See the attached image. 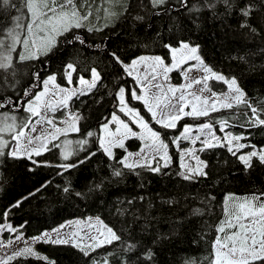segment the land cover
I'll use <instances>...</instances> for the list:
<instances>
[{
  "label": "snow or ice",
  "instance_id": "obj_1",
  "mask_svg": "<svg viewBox=\"0 0 264 264\" xmlns=\"http://www.w3.org/2000/svg\"><path fill=\"white\" fill-rule=\"evenodd\" d=\"M149 3L153 8H157L167 3V0H149ZM222 3L230 11L238 10L239 15L243 17L240 23L241 28L250 29L252 33H257V28L253 27L250 21L253 12H259L264 8V0H259L261 7H257L252 0H222ZM203 4L209 9L215 8V3H209L208 0H203ZM180 5L188 9L189 12H199L201 10L200 6L196 4L189 6L188 0H180ZM0 7H3L5 11L8 9L18 10L15 0H0ZM22 7L27 13L26 23H22L21 16L17 15L11 18L13 27H8L7 30L5 27H0V69L12 67L13 53L17 52V47L20 45L24 47L27 54L17 53L16 59L18 61L39 58L37 55L28 52L29 48L35 49V52L40 55L47 56L54 48L60 46L57 37L64 36L65 33H69L71 38L65 37L63 43L73 45L78 42L82 46L86 45V41L81 36L72 33V29H80L84 26V22L92 15L91 4L86 5L87 10L83 14H81L80 9L77 8L73 0H23ZM172 10L175 9H168V11ZM155 14L159 15L160 13L157 12ZM257 19L261 26L264 27V18ZM135 20H143V17L136 16ZM21 28L25 29L23 37L18 32V29ZM34 30L35 34L41 37L38 48L36 47L38 42L35 39L30 40L28 38V34L34 33ZM88 31H93V29L89 28ZM94 47L99 49L101 46L95 45ZM165 47L169 48L173 54V61L170 65H166L164 58L160 56H140L133 59L130 64H126L116 52L109 53L112 62L122 67L129 76L132 75V71L137 65L147 60L153 62L152 75H146L143 81L139 77L136 78L137 83L140 84L139 94L136 88H132L130 98L144 105L146 112L150 114L151 121L158 125L160 129H176L178 123L184 118H191L195 121L201 117H208L211 112L233 108L239 109L240 115L246 118L245 122L239 125L241 128L264 126V118H262L264 117V101L257 100L254 104L238 86L235 77L229 80L223 74L217 73L211 67L204 65L201 57L197 55L198 46H190V42L181 40L178 47H173L172 45H165ZM177 52L181 53L179 60L175 59ZM190 60H194L203 66L205 75L202 78L178 87L164 84L169 79L168 73L181 68L182 65L187 64ZM194 67L195 65H189L186 70L182 71L186 75ZM157 69H159V72ZM101 71H98L97 67H91L86 70L78 67L76 61H70L63 66L61 74L68 85L73 84V76L75 74L78 84L82 87L78 89L60 87L55 83L57 74H50L46 79L40 81L39 73H37L35 79L43 84V90L37 92L34 97H30V93L25 91L24 96L29 97L27 107L23 106L20 98H17L16 101L10 98L0 100V109L11 108L13 112L23 109L28 114L18 119L16 115L0 113V166L3 165L4 159L7 157L13 160L27 159L36 167H57L67 171L69 168L78 167L95 156L96 152L90 151L86 147L89 144V138L94 137V133L91 131L87 132L82 139L74 142L67 139L59 142L61 136L66 137L69 131L80 132L78 122L83 117L78 113H69V116L76 123L70 124L67 128H60L56 126L52 118H48L47 113L49 111L54 113L57 111V107L67 109L69 101L74 97L79 98V96L91 93L97 87L98 82L100 84L103 83ZM85 75L90 78L85 79ZM209 80L227 84L229 93L218 94L212 91L208 83ZM200 84L203 85L199 89L200 94L189 91L193 88V85ZM204 92H208L210 95H202ZM52 95L60 97L58 104L53 105L45 101L41 106L42 97H50ZM115 96L118 98V110L127 117V120L121 119L116 114V111H113L110 118H105L101 123L100 132L102 134L97 136L96 140L99 144L98 151H102L109 160L115 159L113 148L118 147L125 150L126 155L117 161L121 168H127L132 171L137 168H145L153 173H162V170L166 169L171 161V157L168 154L169 142L180 150L182 171L178 175L184 180L207 176V172L204 169L208 165L200 160L196 153L205 152L208 149L226 148L246 169L253 167V158L264 165V147L258 149L256 145L251 144L249 136L243 134L234 135L230 131H225L226 128L232 127L227 119L219 121V131L223 134L222 137L216 135V129L212 122H205L195 126L185 124L179 135L165 137L162 131H158L151 126L140 110L130 106L128 99H126L124 87H119V91ZM218 104L219 107L217 106ZM41 107L44 114L38 111V108ZM186 108L189 110L186 111ZM111 124L117 125L115 131H111ZM132 124L136 125L140 131H134L130 126ZM36 125H48L53 130L37 133ZM33 133H36V135H33ZM131 138L142 141L139 151L135 153L127 152L125 148V141ZM181 141H188L191 147L181 149ZM241 141L248 142L242 143ZM198 142L201 146L197 149L195 146ZM72 144H75L74 151H67V148ZM53 149L63 150L62 159L64 161H68L70 156L79 152H86L87 154L76 163L51 164L48 161H37L34 159V157H41L44 153ZM246 149L250 150L242 152V150ZM238 153L241 154L238 155ZM185 158L195 160V167L187 163ZM29 170L33 169L30 168ZM112 174L121 176L123 172L118 168ZM0 176H3V173H0ZM46 186V184L42 185L35 192L29 193L28 196L22 197L6 207L0 212V220L6 221L13 209L19 208L24 201ZM94 187L100 189L102 184H96ZM2 190L3 188H0V191ZM69 190L67 187L64 188L65 192ZM76 194L78 196L82 195V193ZM229 199L235 200L236 198L229 197ZM225 212L228 215V219L217 229L218 233H223L224 235L222 237L218 235L214 242V254L211 264H264V193L253 195L250 198L245 197L238 204H233L231 209L226 208ZM96 222L103 226L104 231L98 232L96 236H89L90 243L87 245L82 244L83 238H81V242L73 239L76 235L75 233L71 234V236H62L58 229L52 230L55 235L44 232L29 241L23 234L24 225L13 227L9 223H0V246L8 247L13 243L22 241L25 243L23 248L8 256L7 260L0 261V264H9L10 261L20 257L27 259L29 256H36L37 254L29 244L41 242L72 244L85 256H89L90 252H95L97 248L112 245L114 241H120L121 237L111 227L103 224L99 217L96 218ZM94 227L95 224L89 218L88 228L93 229ZM233 229L234 231H232ZM105 232L107 235H105ZM4 233L9 234L6 243L4 241ZM92 242H96L95 246H93ZM137 248V243L128 242L123 249L128 255L122 257L121 264H139L141 259L146 262L152 261L154 252L151 248H146L133 261L130 254L135 252ZM43 259L46 260L47 258L43 257ZM104 264H108L107 257L104 258Z\"/></svg>",
  "mask_w": 264,
  "mask_h": 264
},
{
  "label": "rangeland",
  "instance_id": "obj_2",
  "mask_svg": "<svg viewBox=\"0 0 264 264\" xmlns=\"http://www.w3.org/2000/svg\"><path fill=\"white\" fill-rule=\"evenodd\" d=\"M73 2L76 4L77 8L80 9L81 14L87 10V4L92 5V15L84 22V26L80 29H72V33L81 36V38L86 41V45L82 46L78 42L73 45L63 43L65 37L71 38L69 33H65L64 36L57 37L60 46L54 48L47 56L40 55L35 52V49L29 48L28 52L37 55L39 58L24 61H18L16 59L17 53L27 54L22 45L18 46L17 52L13 53L12 67L0 69V100L10 98L16 101L17 98H20L23 106L27 107L29 97L24 96L25 91L30 93V97H34L37 92L43 90V84L35 79L37 73H39L40 81L46 79L50 74H57L55 83L60 87H71L75 89L82 87L78 84L75 74L73 76L72 85H68L61 74L62 68L66 63L76 61L78 67L86 70L91 67H97L98 71L102 69L101 77L103 83L100 84L98 82L97 87L87 95L79 96V98L74 97L69 101L67 109L57 107V111L54 113L49 111L47 116L54 120L57 127L67 128L70 124L76 123V121L69 116V113H78L83 117L80 121L84 120L91 111V108L99 102H105L106 104L114 103L116 114L119 115L121 119L127 120V117L119 112L118 98L115 96L119 91V87H124L126 90V99H128L130 106L140 110L141 114L144 115L151 126L158 131H162L165 137H175L179 135L185 124H192L195 126L205 122H212L216 129V135L222 137L223 134L219 131V121L227 119L232 127L226 128L225 131H230L234 135L243 134L249 136L251 144L256 145L258 149L264 147V126L262 128H251L253 129L252 134L242 133L239 125L244 123L245 120L244 117L240 115V110L236 108L211 112L208 117H201L195 121L191 118H184L178 123L176 129H171L173 130L172 132L158 129L151 121L150 114L146 112L144 105L130 98V91L132 88H136L139 94L140 84L137 83L136 78L139 77L140 80L143 81L146 75H152L153 62L147 60L137 65V67L133 69L132 75L129 76L122 67L112 62V58L109 55L111 52H116L126 64H130L133 59L140 56H160L164 58V63L166 65H170L173 61V54L165 45L178 47L181 40L190 42V46H198L197 55L201 57L204 65L211 67L212 70L217 73L223 74L229 80L235 77L238 86L246 93V96L254 95L256 97L253 101L255 104L257 100H261L264 96V27L261 26L257 19L264 18V8L259 12L252 13L250 23L253 27L257 28V33H252L250 29L240 27L243 17H241L239 13L237 16L231 14L230 12L233 10H228L222 3V0H208L209 3H215L214 9L205 7L203 0H188L189 6L193 4L200 6L201 10L199 12H189L188 9L181 7L180 0H167V3L157 8H153L149 0H139L138 6H134L135 0H73ZM252 2L255 3L257 7H261L259 0H252ZM15 3L18 6V10L8 9L5 11L3 7H0V27H5L6 30L8 27L14 26L11 22V18L14 16L19 15L22 18V23L27 22V13L22 7L23 0H15ZM222 7L226 8L225 13L230 15V19H224V21L219 24L218 22L220 20H217V18L211 19L209 17L220 15V8ZM168 9L175 10L168 11ZM205 10H209L208 15L203 13ZM157 12L160 14L156 15L155 13ZM173 14L174 16H172ZM136 16H142L143 20H135ZM164 16H166L164 18L165 20H159ZM195 17H197V19L193 21ZM171 18L175 20L182 18V21L170 24L172 21ZM131 20L142 22L140 28L133 30L130 26ZM209 20L214 22L208 27L205 21L209 22ZM145 23H150L151 27L149 29L153 32L145 30L147 28L145 27ZM142 26L144 28H142ZM89 28H92L93 31H88ZM18 32L23 37L25 29H18ZM210 32H215L216 36L212 34L206 35ZM245 32L247 33L246 35H244ZM158 35H160V37H158ZM28 38L30 40L35 39L38 42L36 45L37 48L40 46L39 41L41 37L35 34V30L34 33L28 34ZM135 38H138V40ZM133 40H135L137 44L133 45ZM95 45H100L101 47L97 49L94 47ZM180 55L181 53L177 52L175 59L179 60ZM189 65H195V67L185 75L182 70H186ZM157 71L159 72V69H157ZM204 75L203 66L194 60H190L187 64L182 65L181 68L168 73L169 79L165 81L164 84H171L172 86L178 87L182 84L191 83L192 81L200 79ZM89 78L88 75H85V79ZM208 83L212 91L218 94L229 93V86L223 82L209 80ZM201 87H203L202 84L193 85V88L189 91L200 94L199 89ZM177 95H179V93H177ZM202 95L209 96L210 93L204 92ZM59 99L60 97L55 95L42 97L41 106L45 101L57 105ZM217 106L219 107V104ZM185 110L187 111L189 109L186 108ZM38 111L44 114L42 107L38 108ZM0 113L16 115L18 119L28 115L23 109L18 112H13L11 108L0 109ZM112 113L113 111L111 114ZM111 114L106 118H110ZM130 126L134 131H140L134 124ZM116 127L117 125L111 124V131H115ZM36 128L37 133L45 130H53L48 125H36ZM101 134L100 128H98L94 137L89 138V144L86 147L90 151L97 153L99 144L96 137ZM33 135H36V133H33ZM241 142L246 143L248 141ZM141 144L142 141L139 139L131 138L125 141V148L127 152L135 153L139 151ZM200 146L198 142L195 147L198 149ZM188 147H191L188 141H181V149ZM223 149L224 157L229 159L227 169H229L230 172H234V174L228 175L229 179H231V187L230 189L224 190L222 193L221 203L219 205L222 209L218 212L213 222L215 232L213 237L209 238L208 242V253H210L212 257L214 254V242L218 235L221 237L224 235L223 233H218L217 229L228 219L225 209H231L233 204H238L245 197L250 198L253 195H259L255 193L254 190L251 191L252 188H248L243 175L236 173L246 169L245 166L236 157L232 156L226 148ZM248 150L250 149L242 150V152ZM62 151V149H53L50 152L44 153L41 157H34V159L37 161H48L51 164L76 163L87 154L86 152H79L78 154L70 156L68 161H64L62 159ZM67 151H70V147L67 148ZM112 151L117 161L126 155L125 150L118 147L113 148ZM202 153L203 152H197L196 154L199 156L200 160L203 161L204 158ZM168 154L171 157L170 162L181 169L182 161L180 158V150L175 148L170 142ZM239 154L241 153H238V155ZM96 156L97 154L91 159ZM103 156L106 155L103 153ZM91 159L85 161L84 165L88 164ZM185 160L195 167V160H188L187 158H185ZM255 163L259 162L253 158V165ZM79 166L69 168L67 171L57 167H53L55 168L53 170L52 167H36L27 159L13 160L5 157L3 165L0 166V173H3V177L7 176V178H11L16 168H22L28 171H30V168H46L51 173L38 175L31 179L29 183L38 187L57 178L70 186L86 188L87 191H91V185L95 184L92 175L84 177L83 174L77 173L76 170L72 173L69 172L72 169L79 168ZM204 171L207 172L206 169H204ZM258 173L256 169L253 170L251 177H255ZM122 175L127 176V173L123 172ZM104 180H107L105 176ZM85 185L87 187H85ZM115 190L118 194L126 193L123 192L125 191L124 188L119 185L118 187L115 186ZM229 197H235L236 199L231 200ZM153 203L160 211L166 213L168 218L173 216L174 211L172 210V205L168 201L155 198ZM97 217L103 221V224L111 227L120 237L127 238L131 241L133 240L134 243L143 246L145 249L151 248L154 252V258L151 262H148V264H189L192 261L196 243L199 241V233L201 232L198 230V224L195 218L189 216H185L177 227H175L171 218L170 222L164 225L161 224L160 226L156 225L153 228L145 225H130L121 221L118 210L115 206H112L108 209L84 211L71 219L64 220L52 227H48L44 231L34 234H27L23 230V234L30 241L33 237L39 236L44 232L52 233L53 229H58L62 236H71V234L75 233L76 235L73 239L77 242H81V238H83L82 244L87 245L90 243L89 236H96L98 232L104 231L103 226L96 222ZM89 218H91L92 222L95 224L93 229L88 228ZM12 226L17 227L18 225ZM226 231L228 230L226 229ZM232 231H234V229ZM52 234L55 235L54 233ZM3 235L6 243L9 234L4 233ZM105 235H107L106 232ZM96 242H92L93 246H95ZM48 244L49 243L41 242L29 244V246L33 248L35 253L46 255V247ZM198 244L200 243L198 242ZM177 245L180 247H177ZM24 246L25 243L23 241L13 243L8 247L0 246V261L7 259L8 256L13 255ZM63 246L64 249L68 251H80L78 248L72 246V244H63ZM169 246L177 248H173V250L165 256L161 253V248L167 249ZM165 260L167 262H165ZM139 262L143 263L146 261L141 259Z\"/></svg>",
  "mask_w": 264,
  "mask_h": 264
},
{
  "label": "trees",
  "instance_id": "obj_3",
  "mask_svg": "<svg viewBox=\"0 0 264 264\" xmlns=\"http://www.w3.org/2000/svg\"><path fill=\"white\" fill-rule=\"evenodd\" d=\"M138 5L139 0H135L134 6ZM222 8H220V15L207 17L211 19L217 18V20H220L219 24L224 19H230V15L225 13L226 8ZM237 11L233 10L230 13L237 16ZM203 13L208 15L209 10H205ZM165 17L159 20L163 21ZM196 19L197 17L193 21ZM171 20L170 24L182 21V18L177 20L171 18ZM205 22L209 27L214 21ZM141 23L131 20L130 26L133 30H137L140 28ZM145 27H147L146 31L150 30V32H153L149 29L151 27L150 23H145ZM142 28L144 27L142 26ZM210 34L216 36L215 32H210L206 35ZM246 34L245 32L244 35ZM135 39L138 40V38ZM132 44H137V42L133 40ZM247 97L252 102L256 99L254 95H247ZM260 101H264V96ZM115 110L114 103L99 102L95 104L86 118L78 122L80 132L69 131L66 137L61 136L59 142H63L65 139L74 142L82 139L89 131L95 135L104 119ZM156 126L160 129L158 125ZM240 129L242 133L246 134H252L253 132L250 127ZM172 131L171 129L166 130V132ZM69 147L70 151H74L75 144ZM223 150V148H214L203 152V161L208 165L205 168L207 176H201L193 180H184L178 175L182 170L171 162L160 174L150 172L145 168H137L132 171L127 168H121L116 159L109 160L107 156H103L102 151H97V156L91 159L88 164L84 165L83 163L79 168L69 171L72 173L76 170L77 173L83 174L84 177L92 175L95 184L91 185V191H87L86 188L70 186L55 178L46 182V187L24 201L19 208L13 209L7 220H0V223L24 225L23 230L27 234H34L64 220L71 219L84 211L108 209L112 206H115L118 210L121 221L130 225H145L150 228L156 225H164L170 222V218L173 220L175 227H177L185 216H189L195 218L198 230L201 231L198 241L200 244L195 242L196 249L189 264H211L212 255L208 253V242L215 232L213 222L218 212L222 209L219 206L222 193L231 187V179H229L228 175L234 174V172H230L227 169L229 159L224 157ZM118 168L122 172H126L127 176H114L112 173ZM52 169L54 170L55 168L52 167ZM255 169L259 173L256 176L254 175L255 177H251ZM49 172L46 168H33L31 171L16 168L11 178L0 176V188H3L0 191V212L15 203L16 200L28 196L29 193L41 188L42 185L36 187V185H32L29 182L36 176ZM236 173L243 175L248 188H252L251 191L254 190L258 194L264 193V166L262 164L255 163L253 167ZM104 176L105 179L107 178L106 181ZM96 184H102V187L96 189L94 187ZM118 185L124 188L125 191L123 192H126L125 194L116 192L115 186L118 187ZM66 187L70 189L68 192L64 191ZM85 187L87 186L85 185ZM76 193H82V195L78 196ZM155 198H161L172 205V210L174 211L172 217L168 218L166 213L158 209L153 203ZM128 242L134 243L133 240L121 237L120 241H114L112 245L97 248L95 252H90L89 256H85L81 251H68L64 249L63 244L49 243L46 247V255L36 253V256H29L27 259L20 257L10 261L9 264H104L105 257L108 259V264H121L122 257L128 255L123 251ZM177 247L180 246L177 245ZM177 247L173 248L176 249ZM173 248L170 246L167 249L161 248V253L167 256ZM144 251L145 248L138 245L136 251L130 254L133 261ZM43 257L47 259L45 260ZM165 262L167 261L165 260ZM139 264H148V262H139Z\"/></svg>",
  "mask_w": 264,
  "mask_h": 264
}]
</instances>
